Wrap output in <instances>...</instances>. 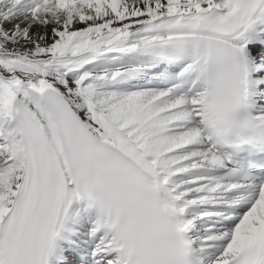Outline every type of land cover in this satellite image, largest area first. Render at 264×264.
Returning <instances> with one entry per match:
<instances>
[{
  "label": "snow or ice",
  "instance_id": "1",
  "mask_svg": "<svg viewBox=\"0 0 264 264\" xmlns=\"http://www.w3.org/2000/svg\"><path fill=\"white\" fill-rule=\"evenodd\" d=\"M0 264H264V0H0Z\"/></svg>",
  "mask_w": 264,
  "mask_h": 264
}]
</instances>
